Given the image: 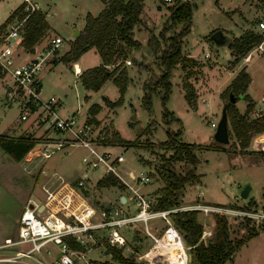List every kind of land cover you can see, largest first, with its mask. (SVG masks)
Instances as JSON below:
<instances>
[{
  "label": "rangeland",
  "instance_id": "rangeland-1",
  "mask_svg": "<svg viewBox=\"0 0 264 264\" xmlns=\"http://www.w3.org/2000/svg\"><path fill=\"white\" fill-rule=\"evenodd\" d=\"M19 2L20 0H0V23ZM38 2L41 8L47 2L50 3L45 10L51 28L45 30V34L39 39L40 47L45 42V36L56 32L67 42V47L62 45L60 48L59 53L63 54L67 51L64 52L65 47L68 49L72 41L71 37V40L66 37L83 24L84 14L87 11L94 12L99 4V0ZM177 2H187L190 7L189 30L181 37L180 55L182 58L191 57L198 64L186 65L182 70L180 63H176L170 69L169 92L162 102V89L156 87L153 90L152 87L163 70L160 59L169 43L159 36L163 28V37H175L185 26L184 23L167 20L172 5ZM263 9L264 5L260 0H143L140 21L135 26V37L142 44L138 53L134 50L129 53H136L131 57L134 59L131 69L135 72L128 69L130 79L123 101L113 107L104 104V99L114 101L119 96L117 87L110 80L105 81L97 91L84 89L73 74L71 63L60 59L52 67L40 72V96H58L61 100L58 112L62 117L69 116L78 109L80 118L85 117V120L87 116H91L86 111L90 104L96 102L101 106L92 116L96 120L89 123L87 137L99 145L98 149L107 150L112 155H123L124 160L117 171L129 183L133 181L129 179L127 171L131 170L135 176L142 171L147 172L150 181L137 184L141 193L154 197L156 188L163 184L159 172L161 157L173 152L171 148L160 144L167 139L166 131L173 134L181 127L177 139L195 145H209L195 149L198 158L195 173L199 175V179L186 183L177 193L178 206H192L196 203L219 206L207 214L200 211L197 214L202 229L210 232L202 238L206 242L214 232L215 219L218 217L216 213L225 217L229 236L236 238L241 237L248 226L242 218L244 216L239 213V208L264 209V131L253 135L248 146L241 149L231 136L227 144L216 142L212 137L215 126L210 125L211 122L216 125L219 119L220 108L227 99L223 91L234 76L236 63L249 75L246 93L256 104L264 99V55L252 52L251 60L242 62V56L237 59L231 57L227 44L218 46L209 38L215 29H221L229 39L242 32V25L246 26L244 30L253 29L254 21ZM79 32L78 30L76 35ZM149 33L155 36L150 44L155 50L146 46ZM187 71H192V74L189 75ZM186 84L192 90L190 104L184 96ZM3 91L0 82V135L24 134L33 136L36 143L47 141V132L42 134L39 129L29 127L27 121L19 120L17 104L4 103ZM146 91H150L148 109L141 104V96ZM244 102L243 98H238L234 104L241 107ZM163 107L169 111L165 120L161 119ZM259 110L258 113L251 111L249 116L256 117L264 112V109ZM115 134L123 137L126 144L112 142ZM49 135L54 139L62 136L57 132ZM134 139L141 145H131L130 142ZM87 154V147L73 144L55 150L47 158L43 155L26 154L21 160L15 161L0 149V264H48L57 253L56 247L50 246L51 254L41 251L32 253V257L22 256L17 261L3 260L5 257H12L16 250L27 248L26 244H5L7 239L14 241L17 238V218L27 197L42 201L44 188L52 190L60 181H74L84 172L89 177L84 196L91 204L113 199V194L120 190L127 194L126 187H99L97 181L105 175L104 170L101 166L92 168L86 164L82 157ZM172 166L176 172L185 174L183 161L174 162ZM246 184L250 185L251 190L246 198H242L239 194ZM115 199L116 196L113 200ZM223 207L237 211L225 213L223 211L226 209ZM178 232L183 238V232ZM120 233L127 243L115 247L128 259L127 262L120 263L113 259L110 253H106L104 244L89 250L87 256L100 264L140 263L138 255L150 247V240L143 236L140 226L136 227L135 232L123 227ZM188 249L185 248L186 253ZM223 264H264V228H259L257 234L240 245Z\"/></svg>",
  "mask_w": 264,
  "mask_h": 264
},
{
  "label": "built area",
  "instance_id": "built-area-1",
  "mask_svg": "<svg viewBox=\"0 0 264 264\" xmlns=\"http://www.w3.org/2000/svg\"><path fill=\"white\" fill-rule=\"evenodd\" d=\"M169 2L171 0H162ZM21 8L6 20L0 29V82L4 88V103H15L19 106V120L27 121L29 127L39 129L47 135L44 143H35L29 153L43 155L45 158L55 150L66 145L80 144L88 149V154L82 160L90 167L101 166L105 174L115 175L126 187L124 201L117 197L116 201L105 202L108 208L94 206L84 196L87 172L81 174L72 182L60 181L52 190L44 188L42 201L27 197L17 218V238L14 241L7 239L5 244H26L25 250H16L10 258L3 260L17 261L18 258L32 257V253L44 251L51 254L49 244L57 248L55 257L48 264H100L87 256V251L107 241L111 245L121 247L127 243L121 235L120 229H133L140 226V231L150 240V247L138 255V264H171L164 256L165 252L179 254L175 241L183 245L184 264H188L189 255L185 248H189L171 219V213L178 210L196 209L203 214L215 211L217 207L205 203H196L192 206H172L155 208V197L141 193L137 184L150 181L147 172L134 175L127 171L133 182L129 183L117 171L124 157L121 153L112 155L107 150H100L94 141L87 137L90 124L80 118L78 109L69 116L62 117L58 108L60 98L55 95L40 96L41 82L39 72L58 52L63 39L59 35L51 36L47 43L38 50L24 49L23 31L26 18L30 13L40 10L34 0H21ZM253 32L258 35L246 54L244 60L250 58L252 52L264 55V9L255 19ZM207 56V54H205ZM73 74L78 76L79 70L73 67ZM264 105V99L261 100ZM258 109L256 112L258 113ZM211 126H215L211 122ZM62 134L58 139L52 138L49 133ZM37 142V141H36ZM103 203V204H105ZM42 209L38 210L40 205ZM223 212H236L237 209L223 207ZM240 214L254 221L259 227L264 223V209H241ZM159 219V222L153 220ZM201 238L210 232L202 230ZM208 232V233H207ZM66 239H71L82 249L73 248ZM148 257L145 252L150 251ZM43 264V263H42Z\"/></svg>",
  "mask_w": 264,
  "mask_h": 264
},
{
  "label": "trees",
  "instance_id": "trees-1",
  "mask_svg": "<svg viewBox=\"0 0 264 264\" xmlns=\"http://www.w3.org/2000/svg\"><path fill=\"white\" fill-rule=\"evenodd\" d=\"M103 7L97 15L87 13L85 15V23L82 30L71 41L70 47L61 55L60 60L76 61L78 57L87 49L93 47L96 49L100 63L82 70L78 74L80 85L84 89L97 91L105 81L110 80L118 89L119 96L116 100L110 101L104 99V104L109 107L119 105L123 101V94L129 81V74L123 61L130 56V52L139 49L141 42L134 37V27L140 21V12L143 6V0H100ZM264 5V0H260ZM172 9L167 15V20L172 23H184L183 29L175 37H163V28L160 31V38L169 43L165 49L164 55L160 59V65L163 67L161 74L157 78L153 90L156 87L162 89V102L167 98L169 92V75L170 69L180 63L182 70L186 65H197L196 60L191 57L182 58L180 55L181 37L189 30L190 7L187 2H177L172 5ZM21 8L18 5L8 17V20L15 12ZM0 24V29L3 26ZM48 23L45 19L44 12L40 10L33 11L28 15L25 21L23 31L22 45L26 50H32L33 46L43 36L45 30L48 29ZM155 36L149 33L147 45L150 49L155 50L150 46L152 39ZM258 40V35L252 29L244 30L239 36L234 37L228 43L235 59L243 56L251 47L254 41ZM164 49V48H163ZM134 61L133 58H131ZM190 75L192 71H187ZM249 76L244 69L239 70L230 80L224 89L227 99L223 102H228L227 119L229 124L228 135L233 137L237 146L244 149L248 146L253 135L264 131V112L256 117H250L249 111L253 103L245 93ZM186 89L185 98L190 104L192 98V90L188 84L184 85ZM151 91V90H150ZM150 91H146L141 96V104L144 108L150 102ZM230 95L235 98H243L247 100L243 112H239L234 102L230 101ZM101 106L94 102L87 108L86 121L88 123L95 122L94 116ZM169 111L163 107L161 119L165 120ZM175 120L178 121L176 117ZM181 127L170 134L168 131L167 139L161 142V145L172 149V153L167 156H162V164L160 166V177L163 184L155 190L157 194L155 208H168L178 206V190L192 181L199 179V175L195 173V164L198 158L195 154V149L201 146L209 147V145H195L189 142H184L177 139L180 134ZM171 136V137H170ZM170 137V138H169ZM169 138V139H168ZM113 140V141H112ZM112 142L115 144L125 145L126 140L118 134L113 135ZM36 139L29 135H0V148L7 153L13 160H21L30 148L36 143ZM140 142L134 139L130 142L131 145L140 146ZM183 161L185 165V174L176 172L172 166L174 162ZM188 165V166H187ZM99 187L117 186L123 188V184L119 179L109 173L103 175L98 181ZM94 205V204H93ZM103 203L94 206H101ZM248 208V207H246ZM196 209L178 210L171 213L173 224L178 230L183 232V240L189 247L188 249V264H223L224 261L232 257L234 251L242 245L246 240L256 235L259 228H264V223L258 228L254 226V221L248 217H242L248 226L241 237H230L227 231V220L224 216L216 213L218 217L215 219V229L212 237L206 242L201 238L202 225L198 221ZM73 248L82 249V247L71 239H66ZM106 253H110L113 259L120 263L127 262V258L123 257L115 245L104 242Z\"/></svg>",
  "mask_w": 264,
  "mask_h": 264
},
{
  "label": "crops",
  "instance_id": "crops-1",
  "mask_svg": "<svg viewBox=\"0 0 264 264\" xmlns=\"http://www.w3.org/2000/svg\"><path fill=\"white\" fill-rule=\"evenodd\" d=\"M21 1V0H20ZM34 1H36L37 3H38V6H39V9H40V11H42V12H44V14H45V19H46V21H47V23H48V30H50V23H49V21H48V19H47V16H46V10L45 9H47V5L49 6V2H47L48 4H46L43 8H41L40 7V5H39V2H38V0H34ZM19 4H20V2H19ZM18 4V5H19ZM18 5H16L15 7H13V8H11V10H10V12H9V14L8 15H10V13L18 6ZM102 7H103V3L99 0V4H97V8H96V10L94 11V12H90V11H87L85 14H84V18H85V15L87 14V13H90L91 15H97L99 12H100V10L102 9ZM246 9H247V7H246ZM260 15V14H259ZM8 17V16H7ZM6 17V18H7ZM5 18V19H6ZM246 17L244 16V19H245ZM4 19V20H5ZM4 20L2 21V23L4 22ZM84 23H85V19H84V22H83V24H81L76 30L78 31H81L82 30V28H83V26H84ZM1 24V23H0ZM246 26H244V25H242V32L244 31V28H245ZM253 30V29H252ZM136 28L134 27V37H135V34H136ZM241 32V33H242ZM74 33V32H73ZM70 34V35H68L66 38L68 39V40H73L74 39V37L76 36V35H74V34ZM240 33V34H241ZM44 34H45V32H44ZM43 34V35H44ZM52 34H53V36L54 35H59L60 37H62V35H60V34H58V33H56V32H52ZM52 34H50V35H47V36H45L46 38H45V42H44V44H43V46L47 43V41H48V39L52 36ZM239 34V35H240ZM238 35V36H239ZM72 36H73V38H72ZM43 37V36H42ZM70 37H71V39H70ZM234 37H236V36H234ZM136 38V37H135ZM62 39H63V42H62V45L63 46H66L67 47V42H65L64 40H65V38H63L62 37ZM67 40V41H68ZM230 40H232V39H230ZM141 42V44H142V41H140ZM62 45L59 47V50H58V52H57V54L52 58V59H50V61H48V63H46V66L43 68V69H45V68H48V67H52L53 65H54V63L58 60V56H61V54H63V53H59L60 52V48L62 47ZM227 45H228V43H227ZM42 45H41V47H43ZM146 46H147V39H146ZM229 46V45H228ZM40 47V44H39V41L38 42H36V44L33 46V48H32V50H30V51H33V50H38L39 48H41ZM66 47H65V50H64V52L67 50L66 49ZM148 47V46H147ZM138 50L139 49H135L134 51H136V53H138ZM229 50H230V54H231V57H234L235 58V55L233 54V52H232V50H231V48L229 47ZM248 51V50H247ZM136 53L134 54V55H131L130 54V56L128 57V58H126L124 61H123V66H125L126 67V69L128 70L129 68H130V71L132 72V73H134L135 71L133 70L132 71V67H133V61L131 60V57L132 56H135L136 55ZM246 54V53H245ZM244 54V55H245ZM243 55V56H244ZM252 55V54H251ZM243 56H242V59H243ZM251 56H250V58L249 59H247V60H244L243 59V61L242 62H248V61H250L251 60ZM87 59V60H86ZM232 60V59H231ZM230 61V60H229ZM67 62H69V63H71V65H72V70H73V67H75L74 65H76V66H78V68H79V73L82 71V70H84V69H87V68H90V67H93V66H95V65H97V64H99L100 63V57H99V55H98V53H97V51H96V49L95 48H93V47H91V48H89V49H87L86 51H84L79 57H78V59L76 60V61H67ZM235 66L236 67H234V68H236V70H235V72H234V74L233 75H235L240 69H241V66L239 67V64H235ZM234 68H232V69H234ZM42 69V70H43ZM242 69H244V68H242ZM41 70V71H42ZM227 70H229L228 68H227ZM40 71V72H41ZM129 70H128V74H129V79H130V72ZM40 72H39V74H38V77H39V80H40V82H41V79H40ZM230 72H232V70L230 71ZM248 74V73H247ZM249 76V75H248ZM234 77V76H233ZM232 77V78H233ZM77 78H78V76H77ZM134 78H136V77H134ZM247 88V87H246ZM246 91L247 90H245V93H246ZM247 95H248V97H249V99H250V101L253 103V106H252V108H251V110L249 111V113L251 112V111H254V112H256L258 109H264V105L261 103V101H260V103L259 104H256V102H254L253 100H252V98L249 96V94L248 93H246ZM244 104H243V106H241V107H238L237 105H236V108L238 109V111L239 112H243L244 111V109H245V106H246V103L248 102L247 100H245L244 99ZM236 103V102H235ZM87 111V110H86ZM29 124V123H28ZM29 126V125H28ZM24 135V134H23ZM18 136V135H17ZM1 149V148H0ZM31 149V148H30ZM2 150V149H1ZM3 151V150H2ZM4 152V151H3ZM5 153V152H4ZM5 154H7V153H5ZM27 155H30V153H29V151L26 153ZM25 154V155H26ZM8 155V154H7ZM47 158V157H46ZM131 171V170H130ZM132 172V171H131ZM77 179V178H76ZM73 181V180H72ZM72 181H67V182H72ZM107 187V186H106ZM111 187H113V186H111ZM102 188H105V187H102ZM157 189V188H156ZM125 194V192L124 191H117L116 192V194H113V196H112V198L114 199V197L116 196V198L117 197H119V198H121V196L122 195H124ZM153 196L156 198L157 197V194H155V192L153 193ZM113 199H111V198H109V199H107V200H105V201H101V203H105V202H115L116 201V199L115 200H113ZM154 222H156L157 223V220H155ZM206 230V229H205ZM50 246H54V245H51V244H49V249H50ZM95 248V247H94ZM94 248H92V249H94ZM92 249H89L90 251L92 250ZM56 250H57V248H56ZM88 250V251H89ZM88 251H87V253H88ZM91 259V258H90ZM93 260V259H92Z\"/></svg>",
  "mask_w": 264,
  "mask_h": 264
},
{
  "label": "water",
  "instance_id": "water-1",
  "mask_svg": "<svg viewBox=\"0 0 264 264\" xmlns=\"http://www.w3.org/2000/svg\"><path fill=\"white\" fill-rule=\"evenodd\" d=\"M77 30L74 31V35H76ZM209 38L218 46L220 45H224L230 42V39L227 35H225L221 29H215L213 30L210 35ZM230 101L234 102L235 98L230 95ZM227 105L228 102H225L222 104L221 108H220V115H219V119L215 125V130L213 132V139L216 142L219 143H228L229 142V135H228V131H229V124H228V119H227ZM251 187L249 184H246L243 186V188L240 191L239 196L242 198H246L249 193H250ZM120 201H124V196L122 195L120 198ZM103 206L108 208V205L105 203L103 204ZM43 205L41 204L38 207V210L42 209Z\"/></svg>",
  "mask_w": 264,
  "mask_h": 264
},
{
  "label": "bare ground",
  "instance_id": "bare-ground-1",
  "mask_svg": "<svg viewBox=\"0 0 264 264\" xmlns=\"http://www.w3.org/2000/svg\"><path fill=\"white\" fill-rule=\"evenodd\" d=\"M74 66H75V68L77 70H79L78 69V66H76V65H74ZM261 141H263V140H261ZM174 244L178 248V251H179L178 256H177V254L172 253V252H168V251L165 252L164 256L166 257V259L169 260V262L171 264H184V259H183V254H182L183 253V245H182V242L179 240V241H175ZM150 253H151V250L145 252L144 257H148Z\"/></svg>",
  "mask_w": 264,
  "mask_h": 264
}]
</instances>
